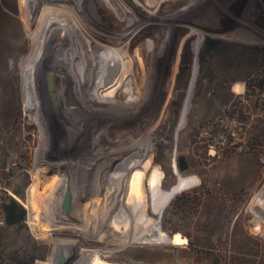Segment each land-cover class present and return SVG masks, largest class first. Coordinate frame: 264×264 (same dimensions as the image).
<instances>
[{"label":"rangeland","instance_id":"374dc122","mask_svg":"<svg viewBox=\"0 0 264 264\" xmlns=\"http://www.w3.org/2000/svg\"><path fill=\"white\" fill-rule=\"evenodd\" d=\"M97 256L264 264V0H0V264Z\"/></svg>","mask_w":264,"mask_h":264},{"label":"clouds","instance_id":"9594fccd","mask_svg":"<svg viewBox=\"0 0 264 264\" xmlns=\"http://www.w3.org/2000/svg\"><path fill=\"white\" fill-rule=\"evenodd\" d=\"M246 85L243 82H236L232 85V91L235 93H240L245 90ZM200 179L196 175H191L189 177H186L178 183L177 187L173 189L175 194H179L182 191L189 190L191 188L197 187L200 184ZM172 243H183L187 244V238H182L181 235L178 233L175 235ZM92 264H104L100 258L94 257L92 260Z\"/></svg>","mask_w":264,"mask_h":264},{"label":"water","instance_id":"95a60500","mask_svg":"<svg viewBox=\"0 0 264 264\" xmlns=\"http://www.w3.org/2000/svg\"><path fill=\"white\" fill-rule=\"evenodd\" d=\"M70 196H69V194L67 195V201H66V209L67 210H69L70 209V204H69V200H70V198H69Z\"/></svg>","mask_w":264,"mask_h":264},{"label":"bare ground","instance_id":"6f19581e","mask_svg":"<svg viewBox=\"0 0 264 264\" xmlns=\"http://www.w3.org/2000/svg\"><path fill=\"white\" fill-rule=\"evenodd\" d=\"M59 93H62V95L64 96L63 98H65V96H66V93L64 92V90H61ZM68 99V98H67ZM69 100V99H68ZM68 103H69V101H68Z\"/></svg>","mask_w":264,"mask_h":264}]
</instances>
